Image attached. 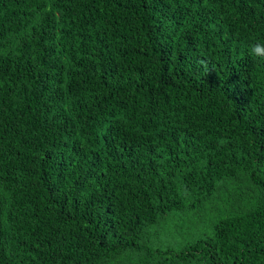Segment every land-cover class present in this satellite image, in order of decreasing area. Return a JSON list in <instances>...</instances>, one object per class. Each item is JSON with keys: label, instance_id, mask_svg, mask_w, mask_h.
I'll list each match as a JSON object with an SVG mask.
<instances>
[{"label": "trees", "instance_id": "trees-1", "mask_svg": "<svg viewBox=\"0 0 264 264\" xmlns=\"http://www.w3.org/2000/svg\"><path fill=\"white\" fill-rule=\"evenodd\" d=\"M258 40L264 0H0V264H264Z\"/></svg>", "mask_w": 264, "mask_h": 264}, {"label": "rangeland", "instance_id": "rangeland-1", "mask_svg": "<svg viewBox=\"0 0 264 264\" xmlns=\"http://www.w3.org/2000/svg\"><path fill=\"white\" fill-rule=\"evenodd\" d=\"M179 220V219H178ZM184 221H180L177 224V228L172 223L169 229L153 228L148 232V237L144 243L147 247L154 250L166 249L169 247L179 248L183 243L189 240V238H199L207 233L208 224L210 223V217H206L205 222L193 221L188 218H184ZM176 229H178L176 231ZM139 253L135 251H129L121 256L118 264H130L139 259Z\"/></svg>", "mask_w": 264, "mask_h": 264}, {"label": "clouds", "instance_id": "clouds-1", "mask_svg": "<svg viewBox=\"0 0 264 264\" xmlns=\"http://www.w3.org/2000/svg\"><path fill=\"white\" fill-rule=\"evenodd\" d=\"M249 54L264 59V41H256L250 46Z\"/></svg>", "mask_w": 264, "mask_h": 264}]
</instances>
